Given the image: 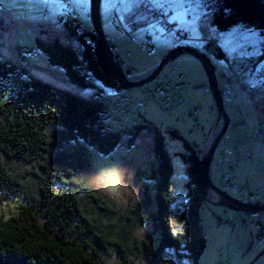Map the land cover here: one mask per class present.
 I'll use <instances>...</instances> for the list:
<instances>
[{
    "label": "rangeland",
    "instance_id": "obj_1",
    "mask_svg": "<svg viewBox=\"0 0 264 264\" xmlns=\"http://www.w3.org/2000/svg\"><path fill=\"white\" fill-rule=\"evenodd\" d=\"M211 1L100 0L101 28L122 71L127 73V81L131 83L145 79L159 61L178 46L193 49L209 61L228 119L225 133L209 163L210 182L228 194V184H223L219 178L224 171L229 170L237 183L246 187L251 194L249 202L261 203L264 200V147L260 144V138L252 137V134L258 120L263 126L261 135L264 134V45L249 25L238 24L225 31H216L211 27L206 11ZM67 4L71 15L82 24L79 33L92 30L89 0H0V61H4L1 56L12 60L18 50L20 59L32 66L29 70L25 69L29 76L103 106V122L109 131L122 134L120 144L106 156L97 154L91 148L80 147L86 149L85 159L88 163L81 179L90 188L100 191L90 182V176L98 168L115 163L127 169L126 180L131 192L124 195L123 200L126 202L116 201L121 209L139 199L140 184L150 187L151 183L145 180L148 177L147 168L155 166L153 134L140 132L133 146L126 149L129 132L142 122L150 123L159 131L173 168L169 177L173 198L168 217L171 234L170 220L173 217L179 219V213L186 203L185 166L179 156L187 153L184 146L201 151L193 145H201L203 137H208L216 122V110L207 77L198 59L181 55L173 59L155 79L139 87L114 91L92 80H89L90 87L84 90L71 85L59 70L47 67L44 56L34 49L35 38L48 42L53 40L50 37L56 36L61 45L80 56L79 48L71 37L66 40L57 29L40 33L41 29L35 25L36 20L42 19L54 25L61 19L66 21L69 19ZM151 12L158 13L168 23L175 20L178 25L181 24L182 29L178 30L179 26L176 25L174 30L179 31L184 39L177 42L172 32L165 27L168 23H160V17L158 23ZM131 38L134 42H131ZM216 49L222 59L216 56ZM230 71L251 88L252 95L260 99L256 106H252L245 95L238 93ZM225 83L229 85V94L221 92ZM216 126L215 134L221 128L222 120ZM169 132H174L177 138L170 137ZM224 149L230 154L223 155ZM69 151V146L62 147L61 152ZM51 154L54 155V152L51 151ZM137 172L143 173L138 177V184L134 178ZM150 195L152 197V191ZM206 197L203 199L200 196L196 209L197 222L190 230L194 238L203 240V250L195 261L177 260L165 251V262L250 264L264 249V214L256 220L253 214L236 213L209 202L212 200L210 193ZM19 203V198H0V220L14 215ZM259 225L263 226L260 231L257 230ZM151 231V224L147 223L133 228L131 235L141 239ZM114 260L104 261L105 264H113ZM130 261L132 264H149L145 258ZM252 264H264V254Z\"/></svg>",
    "mask_w": 264,
    "mask_h": 264
},
{
    "label": "trees",
    "instance_id": "obj_2",
    "mask_svg": "<svg viewBox=\"0 0 264 264\" xmlns=\"http://www.w3.org/2000/svg\"><path fill=\"white\" fill-rule=\"evenodd\" d=\"M206 11L216 31L249 25L264 45V0H212ZM62 26L76 42L80 56L56 39L44 42L35 38L34 49L44 56L47 67L59 70L81 90L88 89L92 80L104 88L120 91L121 83L107 65L93 31L79 33L78 27L67 20ZM172 34L178 42L179 32ZM262 51L264 54V46ZM216 56L222 59L217 49ZM229 73L234 84L240 81ZM240 84L251 94L247 84ZM221 92L229 94L230 89L221 88ZM103 120L104 109L99 103L55 89L29 76L21 67L0 61V198L20 201L14 215L0 220V264H105L104 260L111 258H115L113 264H132L131 259L140 258L147 259L149 264H170L164 260L165 251L177 260L197 259L204 242L194 238L190 230L197 222L196 209L204 190L202 144L193 145L201 151L184 146L187 153L179 156L186 178V203L179 220H186L188 227L186 235L173 238L168 227L173 203L169 177L173 168L162 136L150 123L132 127L125 143L129 149L140 132L153 134L155 166L147 168L145 178L151 185L138 186L137 201L121 209L106 193L82 181L88 168L85 148L106 156L120 144L122 134L109 131ZM262 128L258 120L254 131ZM169 136L177 138L174 132H169ZM64 145L70 147L69 152H61ZM225 173L230 171H224L220 177ZM142 174H135L136 184ZM228 181L223 184H236L239 198L249 202L251 194L233 181L231 173ZM253 218L260 219L261 215L253 214ZM147 223L152 227L150 233L141 239L132 237L133 228Z\"/></svg>",
    "mask_w": 264,
    "mask_h": 264
},
{
    "label": "water",
    "instance_id": "obj_3",
    "mask_svg": "<svg viewBox=\"0 0 264 264\" xmlns=\"http://www.w3.org/2000/svg\"><path fill=\"white\" fill-rule=\"evenodd\" d=\"M99 2L100 0H89V17L91 22V28L94 33V35L97 37L102 55L109 66L110 69L113 70V72L117 75L122 89H128L133 87H139L142 86L153 79H155L159 73L163 70V68L170 63L173 59H175L178 56L181 55H189L199 60L202 69L207 77V83H208V89L210 92V95L212 97V100L215 105L216 110V122L219 121V119L222 120V126L218 134L213 138V140L210 142V144L207 146L206 149L203 150L202 156H201V166H202V183H203V193L202 198H204L205 192L209 191L211 193H214L217 196L216 200H211L209 202L220 205L230 211L233 212H242L244 214H251L258 211L264 212V207H257L247 204L239 203L228 196H226L223 192L218 190L213 184L210 183L207 175L208 166L211 161L212 154L216 148V145L219 141V139L224 134L228 119L223 111L221 98L219 97V94L217 92V86L216 81L214 78V73L211 65L209 64L208 60L199 54L197 51L187 48V47H175L172 51L168 52L158 63V65L155 67V69L143 80L131 83L127 81L125 78L124 73L122 72L119 63L113 56L106 39L104 37L102 28H101V22H100V15H99ZM264 254V250L261 251L250 264H252L259 256Z\"/></svg>",
    "mask_w": 264,
    "mask_h": 264
},
{
    "label": "clouds",
    "instance_id": "obj_4",
    "mask_svg": "<svg viewBox=\"0 0 264 264\" xmlns=\"http://www.w3.org/2000/svg\"><path fill=\"white\" fill-rule=\"evenodd\" d=\"M154 17L157 18L156 12H151ZM174 30V28H173ZM205 139V138H204ZM210 141L202 147V151L207 148ZM199 148V146H197ZM214 153V152H213ZM128 174V170L122 167L119 164H110L104 167L98 168L92 175L90 176V182L93 184L101 192L106 193L109 197L117 202H126L123 200V197L126 193L131 192V188L127 183L126 176ZM215 200V197L212 198ZM258 224V222L255 220ZM170 230L173 238H176L180 235L187 234V221H181L175 217L170 220ZM257 229L259 231L260 225Z\"/></svg>",
    "mask_w": 264,
    "mask_h": 264
},
{
    "label": "crops",
    "instance_id": "obj_5",
    "mask_svg": "<svg viewBox=\"0 0 264 264\" xmlns=\"http://www.w3.org/2000/svg\"><path fill=\"white\" fill-rule=\"evenodd\" d=\"M68 7H69V5L67 4V13H68V18L69 19H67V21H71L74 25H76L77 27H78V29H80V28H82V24L77 20V19H75L72 15H71V13L69 12V9H68ZM157 14V21H158V23H159V17L161 18V16H159L158 15V13H156ZM164 18V17H163ZM165 19V18H164ZM62 22H64L63 21V19H61V20H59V22H58V24H56V25H54L52 22H50V21H47V20H45V19H42L41 21H38V20H36L35 21V25H36V27H38V28H40L43 32H46V33H49L52 29H57L58 31H61L62 33H63V37L67 40V37H69L67 34H66V32L64 31V28H63V26H62ZM167 22V21H166ZM176 23V21L175 20H173L172 22H170L169 24H172V23ZM84 24V23H83ZM86 24V23H85ZM176 25H178V24H176ZM179 27H178V30H180V29H182L181 28V24H179L178 25ZM174 28V27H173ZM81 30V29H80ZM174 31H176V30H174ZM88 31H82V33H87ZM176 32H179V31H176ZM181 32V31H180ZM173 36H175L174 34H173ZM183 36V35H182ZM44 38H45V36H44ZM175 38V37H174ZM50 39H56V40H58L59 41V39L56 37V36H54L53 38L52 37H50ZM49 39V40H50ZM71 39V38H70ZM44 40H46V38L44 39ZM60 42V41H59ZM131 42H134V41H132L131 40ZM61 43V42H60ZM2 58H4V60L5 61H8V62H10V63H12V64H14V65H16V66H19V67H21L22 69H26V70H29L30 68H32V66H30V65H28V64H26L22 59H20V56H19V52H18V50H16V52H15V56H14V58L11 60V59H7L6 57H4V56H1ZM233 177V181H235V182H237V180H236V177H234V176H232ZM240 180H238V182H239Z\"/></svg>",
    "mask_w": 264,
    "mask_h": 264
},
{
    "label": "built area",
    "instance_id": "obj_6",
    "mask_svg": "<svg viewBox=\"0 0 264 264\" xmlns=\"http://www.w3.org/2000/svg\"><path fill=\"white\" fill-rule=\"evenodd\" d=\"M154 14H156V13H154ZM156 16H157V14H156ZM160 23H162V22L160 21ZM166 29L169 30V31H172V32H173V28H172V27H169V26H168V27H166ZM234 86H235L236 90L238 91V93H239L240 95H245V96L248 98V100H249V102H250V104H251L252 106H256V105H257L258 102H257L256 98L253 97V96L248 92V88H247V87H245L244 85L238 84V83L234 84ZM222 89H223L224 91L228 90V89H229V85H228V84H223V85H222ZM252 136H258V137H260V140H261V142H260V143H261V146L264 147V138H263V136L261 135L260 131H258V130L254 131V133H253ZM209 141H210L209 137H205V139L203 140V143H202L201 146L204 147ZM223 153H224L225 155H228V154H229V152L226 151V150H224ZM220 182H222V183H228V182H229V181H228V175H227L226 173L223 174V175L220 177ZM229 191H230V194H231L232 196H238L239 189H238V187H237L236 184H234V183H230Z\"/></svg>",
    "mask_w": 264,
    "mask_h": 264
},
{
    "label": "bare ground",
    "instance_id": "obj_7",
    "mask_svg": "<svg viewBox=\"0 0 264 264\" xmlns=\"http://www.w3.org/2000/svg\"><path fill=\"white\" fill-rule=\"evenodd\" d=\"M100 15V14H99ZM162 20H161V22L163 23V24H167L166 23V21L164 20V18H161ZM100 22H101V20H100ZM167 25H171V24H167ZM168 27V26H167ZM173 28V27H172ZM174 31V30H173ZM178 37H179V41L180 40H183V38H181L180 36H179V34H178ZM131 40L132 41H134V39L133 38H131ZM107 42V41H106ZM108 44V43H107ZM108 46H109V44H108ZM178 47H185V46H178ZM110 48V47H109ZM111 50V49H110ZM112 52V51H111ZM113 54V53H112ZM114 56V55H113ZM203 56V55H202ZM115 57V56H114ZM115 59H116V57H115ZM117 60V59H116ZM117 62L119 63V61L117 60ZM209 62V61H208ZM210 64V63H209ZM119 65H120V63H119ZM169 65V63L163 68V70L167 67ZM120 68H121V66H120ZM122 70V69H121ZM162 70V71H163ZM123 72V71H122ZM124 73V72H123ZM124 75H126L125 73H124ZM126 78V77H125ZM151 82V81H150ZM236 83H238V84H240V81H237ZM216 86H217V83H216ZM217 92H218V94H219V91H218V88H217ZM219 97H220V95H219ZM221 102H222V100H221ZM222 107H223V105H222ZM219 121H221V119H219ZM219 121L217 122V124L219 123ZM216 124V125H217ZM216 125H214V127H213V129H211L210 130V132H209V135H208V137H209V139H212L213 140V138L218 134V133H216L215 134V128L217 127ZM227 126H228V123H227ZM227 128V127H226ZM221 129V128H220ZM225 133V132H224ZM214 134H215V136H214ZM214 136V137H213ZM223 136V135H222ZM220 140V139H219ZM219 142V141H218ZM218 144V143H217ZM212 157H213V154H212ZM212 157H211V159H212ZM209 167L210 166H208V169H209ZM207 175H208V179H209V174H208V171H207ZM209 181H210V179H209ZM211 183V182H210ZM212 184V183H211ZM215 186V185H214ZM216 187V186H215ZM217 188V187H216ZM218 190H220L219 188H217ZM221 191V190H220ZM222 192V191H221ZM208 193H210V196L213 198V197H215V200L217 199V196L214 194V193H211V192H209V191H207V192H205V194H204V199H207V197H206V195L208 194ZM224 193V192H223ZM226 196H228L229 198H231V199H233V200H235V201H237V202H239V203H242V204H247V205H252V206H257V207H264V200L263 201H261V203H248V202H246V201H244V200H242V198H239V196H232L231 194H226V193H224ZM246 192H242V195L243 196H245L246 197ZM236 213H239V212H236ZM242 213V212H241ZM251 214H255L256 215V217H259L260 215H262V214H264V212H262V211H258V212H255V213H251ZM251 214H248V215H251ZM264 250V249H263ZM262 250V251H263ZM260 253V252H259ZM258 253V254H259ZM257 254V255H258ZM260 257V256H259Z\"/></svg>",
    "mask_w": 264,
    "mask_h": 264
},
{
    "label": "flooded vegetation",
    "instance_id": "obj_8",
    "mask_svg": "<svg viewBox=\"0 0 264 264\" xmlns=\"http://www.w3.org/2000/svg\"><path fill=\"white\" fill-rule=\"evenodd\" d=\"M211 201V200H210Z\"/></svg>",
    "mask_w": 264,
    "mask_h": 264
}]
</instances>
